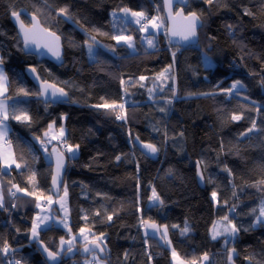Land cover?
<instances>
[{
	"label": "trees",
	"instance_id": "16d2710c",
	"mask_svg": "<svg viewBox=\"0 0 264 264\" xmlns=\"http://www.w3.org/2000/svg\"><path fill=\"white\" fill-rule=\"evenodd\" d=\"M125 8L151 17L160 11L165 31L155 49L131 23L126 32L135 35L134 52L112 39L117 35L112 12ZM13 11L26 24L24 11L36 15L61 36L62 65L23 51ZM185 11L197 13L202 27L198 45L180 48L168 41L161 0H0L9 112L15 106L31 117L30 123L9 117L8 141L21 168L6 170L0 162V248L5 242L10 246L7 254L0 252V264H48L37 243L59 252L61 239L69 236L52 226L31 240L37 201L54 196V151L68 162L63 188L71 230L88 227L90 240L103 234L102 263L175 264L174 249L189 263L207 253L208 264H264V223L256 225L264 201V0H190ZM88 42L98 43L93 60ZM29 66L66 91L69 100L45 103L26 75ZM236 81L242 87L226 92ZM21 88L29 95L20 94ZM105 103L114 107H96ZM122 114L126 119H117ZM234 114L242 119L233 120ZM63 117L68 146H79L76 157L64 152L58 139L43 144L49 125H62ZM253 121L256 129L249 132ZM135 140L155 145L157 158L142 153ZM198 165L206 187L186 207L178 199L188 190L186 173ZM153 189L177 200L152 204ZM208 207L209 224L203 228L201 215ZM224 217L239 229L229 244L209 231ZM158 228L166 246L152 237ZM84 244L60 252L58 264H85L79 252Z\"/></svg>",
	"mask_w": 264,
	"mask_h": 264
},
{
	"label": "snow or ice",
	"instance_id": "6c2138e0",
	"mask_svg": "<svg viewBox=\"0 0 264 264\" xmlns=\"http://www.w3.org/2000/svg\"><path fill=\"white\" fill-rule=\"evenodd\" d=\"M180 2H184V0H180ZM209 2L211 3V0H209ZM164 4L165 7L168 9L169 12V18H172L171 15V10H172V5H173V0H164ZM121 11H123L126 16L125 19H127V13L131 12L130 9H122ZM60 13L64 14L65 16H68V10L67 8H62L59 10ZM248 14H251L250 12ZM131 15L133 17H136V23L140 24L142 20L147 21L148 24H151L152 28L155 29H159L162 26L163 21L160 20V18L158 17H147L146 14L144 12H131ZM176 15L178 16H182V10L180 12H178ZM12 16L16 18V20L20 23V31L23 34V41L25 44V47H27L30 43H37V34L38 33H43L45 30L41 29L39 26V22L36 18L35 15L32 16V28L29 29L24 25V22L22 20H20V13L13 11L12 12ZM113 16H115V13H113ZM183 19L187 22L185 25L184 30L181 33H177L176 31H172V35H181L182 39L184 40H189L193 37L196 36V28L198 25V22L200 20V17L197 15V13L195 12H191L189 13L188 16H184ZM148 24H144L142 27V31L147 30ZM121 34L120 35H115L112 37V39L116 40L117 44H120L121 42H123L124 44H126L128 47H133L132 44V40L133 38L131 36H125L123 35V29L120 30ZM49 35H53L54 34H49ZM105 35H107L105 33ZM57 41L59 40V37L55 38ZM94 39V38H93ZM148 44L149 46L154 47V43L153 40L148 39ZM46 47H49V50L53 52V55H55L58 59L60 57V51H59V46L57 44V46L55 47V49H53L51 46L49 45H45ZM37 47H39V44L37 43ZM91 44H89V51L91 52ZM173 56H175V53H173ZM3 58H0V65L3 64ZM32 71L34 72L35 69H32ZM167 71V70H166ZM161 75L163 76L164 74L161 73ZM7 76L4 73L3 69L0 68V140H3L7 137L8 134V126H7V121L9 120V117L11 116L12 119H15L17 121L20 122H31V117L28 116L27 112L25 110L22 109H17L15 106H13L12 112H9V104L7 102V97L5 96V93L7 91L6 88V82H7ZM141 80L145 79V77H140ZM123 82V81H122ZM238 86L242 87V84L240 81H236L232 84L231 88L226 89L225 91L228 93H231L233 91V89H237ZM51 88L52 92L51 95L53 97H56L57 94H59V96H66L67 94L64 92L63 89H57L55 87V85H50L47 84L46 82H43L41 84V92L39 93L40 95H47L48 93V89ZM20 94H23L24 96L29 95V92L23 88H21L20 90ZM96 107H104V108H113V105H108V104H103V105H97ZM120 107L122 108L123 105H120ZM161 111H163V109H161ZM17 112H19L20 114H17ZM233 120H240L242 119V115H233L231 117ZM117 119H124L123 116H117ZM53 125H49V128H52ZM254 129H256V122L253 121L252 122V127L250 129H248L249 132L253 131ZM45 135H47V133H45ZM64 132L63 129H61L60 131V136L63 137ZM77 148L79 147L78 145L76 146ZM144 147L146 149L149 150L150 153H156L158 151L157 147L153 144H145ZM68 152L70 153H74V149L69 146L68 147ZM117 159H120V157H117ZM0 162H2L4 164L5 167L10 168L12 166V164H15V166L17 168H21V164L16 163L15 159L12 158L11 155L6 154L2 149H0ZM64 167V157L62 153H58L57 155V166H56V173L55 175H53L52 180H53V184L57 185L59 178H60V173H61V169ZM35 173L33 172L30 179L34 180L35 179ZM262 184H264V181H261ZM22 191V189H20ZM31 194V193H30ZM215 193H213V197H215ZM66 198H67V187L65 186L64 188V196L61 198V207L64 208L65 210V214L67 215V209L65 207V203H66ZM46 199V202L51 205L53 203L52 198L51 197H47L44 198ZM152 199L154 200H159V196L157 195V193L155 192V189H153V196ZM0 207H2V203H0ZM37 207H41L40 204H37ZM43 211V209H41ZM255 211V210H253ZM261 217H264V202H262V206L260 208V216L257 217V222H262L261 221ZM111 216L108 217L109 220H111ZM50 219V217L48 216H37L32 223V228H31V234L33 238H38L39 237V232L41 230V226L45 225L46 221H48ZM225 220H228L227 217H224ZM63 223V221H62ZM143 223L145 224L146 227H150L155 229L157 226L155 223H148L147 221H143ZM229 224H231V221H228ZM65 227H67V224H65ZM70 231V229H69ZM188 231V228L185 227L183 229V233H186ZM225 232L231 233V234H235L239 231V229L236 227L235 224H231V227H226L224 229ZM86 229L81 228L79 230V235L81 237H83L85 244H84V252H88V251H95L96 249H99L100 252L104 251V248L101 247L100 241L103 239V234L100 235V237L93 239V240H89L88 236L85 235ZM164 235L166 236V228H165V233ZM219 235V233L214 232L213 233V239L216 238V236ZM76 237L73 236L71 240L65 241L63 238L61 239V248L63 249V246L65 244L68 245L67 247V251L71 252L72 251V246H73V240H75ZM41 243H43L41 241ZM170 243V241H169ZM89 245H93V248H90ZM10 250V246L7 244V242L4 243L3 247L0 248V252H3L4 254H7ZM44 251L47 253V257L48 260L54 262L58 261V257L60 256V252H54V251H50L47 247L44 248ZM173 258L174 259H178L177 254L175 252V250L173 249ZM94 259L98 260V257H94ZM203 260H208V255L207 253H205L203 255ZM229 259L231 260V255L229 256ZM15 264H21L20 261H16ZM180 264H184L183 261L180 262ZM191 264H196V262L193 260L191 262Z\"/></svg>",
	"mask_w": 264,
	"mask_h": 264
},
{
	"label": "rangeland",
	"instance_id": "374dc122",
	"mask_svg": "<svg viewBox=\"0 0 264 264\" xmlns=\"http://www.w3.org/2000/svg\"><path fill=\"white\" fill-rule=\"evenodd\" d=\"M131 12H134V11H131ZM131 12L127 13V19H125L126 14L123 11H121V10L112 12V23H113V27H114L117 35H120L121 34L120 30L123 29V35L131 36L133 38V40H132L133 47H129V48H130V50L132 52H134L135 51V35L134 34H127V32H126L128 30V28H129L128 27L129 23H131L134 28H136V29L138 28L140 30L139 32L141 34L142 42L145 43V45L149 49H155L156 46L158 45L159 35L165 31V27H164L165 24L162 23V26L159 29H155V28L151 27V24L147 23L148 24L147 30L142 31L141 30L142 29L141 25L137 24L135 22L136 21V17H133L131 15ZM113 13H115V16H113ZM155 17L160 18L158 15H156ZM160 20H162V19L160 18ZM139 26L141 28H139ZM166 29H167V27H166ZM148 39L153 40L154 47L149 46ZM89 44H91V46H92L91 47V52L89 51ZM120 44H124V43L121 42ZM97 46H98V43H96V42H88V44H87V52H88V56H89V58L91 60H93V58H94V53H95V49H96ZM0 68L3 69V66L0 65ZM238 87H240V86H238ZM6 88H7V82H6ZM5 96L7 97V91L5 93ZM0 98H3V97H0ZM7 102L9 104V99L8 98H7ZM120 116H124V114H122ZM6 123H7V126H8L7 137L9 138V133H10L11 126H10L9 120ZM51 125H53V127L52 128H48L44 132V138L46 139L45 143H43L44 145L51 144L54 141H56L58 138H60L61 137L60 136L61 129H63V132H64L63 137L67 133V129H66V126H65V117L62 118V125H59L56 122L51 123ZM45 133H47V135H45ZM7 137L5 139L1 140L2 142L4 141L3 143H5V144H7V140H6ZM9 146H11V145H9ZM71 147L75 151H74V153H70L69 152V155L70 156H74V157L78 156V154H79L78 148L74 147V146H71ZM11 153L13 154L12 151H11ZM6 168L9 169L8 167H6ZM186 178H187L186 180L188 181V184H189L188 190L178 200H180L182 205L188 207L190 205V202H189L190 197L193 196L196 192H200L201 188L197 184L196 171L195 170L187 172L186 173ZM63 196H64V188H63V190L60 192V194L58 196H51L53 203L51 205H49L48 209H44L43 208V202H45L46 200L43 201V200L40 199V200L37 201V204H40L41 207H37V204H36V206H35L36 207V214H35L34 219L38 215L39 216H48V217H50V219L48 221H46L45 225L41 226L40 232L45 230V229H47V228H50L52 226L62 227L66 231H68V233H69V236L67 238H63L65 241L71 240L72 237L75 236L76 239L73 240V245L80 244V242L81 243H85L83 237H81L79 235V231L75 233V232H73L71 230V227H70V223H71V219H70V205H69L68 192H67V198H66V203H65V207L67 209V215L65 214V210H64V208L61 207V203H60L61 198ZM175 200H177V198L159 196V200L152 199V204H155V203H167L168 204V203H170L172 201H175ZM212 200L214 201V203H216L217 202V196L215 195V197H213V195H212ZM261 206H262V204H261ZM41 209H43V211ZM209 216H210V210H209V207H208V208H206L204 210V212L201 215V221H202L203 226L205 228H207V226L209 224ZM62 221H63V223H62ZM228 221H230V220L229 219L225 220L224 218L217 219L216 221H214L210 225V228H209L211 237L213 238V233L216 232V233H219V235H217L215 239L221 238V237H225L226 238V244H229L231 241H233L235 239L237 233H235L233 235L231 233H228V232L224 231V229L226 227H231V224H234L232 221H231V224H229ZM261 221L262 222H259V223H264V217H261ZM259 223L256 221V225L259 224ZM65 224H67V227H65ZM69 229H70V231H69ZM84 229H86L85 235H87L89 240H90V238H92V231L88 227H84ZM162 231H163V234H164L165 233V229H163ZM40 232H39V235H40ZM165 237H167V232H166V236ZM37 239L38 238H33L32 234H31V240L32 241H35ZM102 241H104V238L102 239ZM67 247H68V245L65 244L63 246V249H62L61 248V244H60L59 252H63V250H65ZM98 256L99 255L97 253H93L90 258H94V257H98ZM90 258H86L87 260H85V261H89ZM96 261L98 263H102L99 259L96 260ZM196 264H199V262H196Z\"/></svg>",
	"mask_w": 264,
	"mask_h": 264
},
{
	"label": "water",
	"instance_id": "95a60500",
	"mask_svg": "<svg viewBox=\"0 0 264 264\" xmlns=\"http://www.w3.org/2000/svg\"><path fill=\"white\" fill-rule=\"evenodd\" d=\"M162 4H163V11H164V16L167 22V29H166V35L168 38V41L170 44L172 45H176L179 46L180 48H184V47H188V46H192V45H198L199 44V39H200V34L199 31L202 27V20L200 18L197 28H196V36L189 39V40H184L182 39L181 35L177 34V35H172V31H176L177 33H181L186 25V21L183 19L184 16H188L189 13H186L185 8H187V6L189 5L190 0H184V2H180V0H173V5H172V10H171V15L172 18H169V12L168 9L165 7L164 4V0H161ZM182 10V16H178L176 15L178 12H180ZM191 13V12H190ZM24 15H26L30 21V24H26L22 17L20 16V20H22L24 22V25L31 29L32 28V16L34 14H31L27 11L23 12ZM198 15V14H197ZM36 16V15H35ZM199 16V15H198ZM200 17V16H199ZM38 22H39V26L41 29L45 30L43 33H38L37 34V43L39 44V47H37V43H30L27 47H25L24 41H23V34L20 31V23L16 20L15 17L12 16L13 22L17 28L18 31V35L22 41V47H23V51L26 54H33L34 56H36L38 61H43V60H49L52 63L56 64V65H62L64 63V47H63V40L61 38L60 35H58L56 32L46 28L40 21V19L36 16ZM49 34H54L53 35H49ZM59 37V40L57 41L55 38ZM59 46V51H60V57L59 59L53 55V52L49 50V47H46L45 45H49L51 46L53 49H55V47ZM32 69H35L34 67H27L26 68V75L31 79V81L37 86L39 93L41 92V84L43 82H46L47 84L50 85H55L49 81L46 80H42L41 77L39 76L37 70L35 69V71L33 72ZM55 87L57 89H62L58 86L55 85ZM52 89L49 88L48 89V93L47 95H40V97L42 98V100L45 103H54V102H60V101H68L69 100V96L66 93V91H64L67 95L66 96H59V94H57L56 97H53L51 95ZM135 144L138 147V149L144 153L145 155L149 156L150 158H157L158 153H150L148 149H146L144 147V145L146 143H142L139 140H135ZM58 153L61 152H57L54 151L53 152V156H52V162H53V175H55L56 173V166H57V155ZM63 154V153H62ZM64 157V167L61 169V173H60V178L58 181L57 185L53 184V180L51 182V190H52V194L54 196H57L60 191L62 190L64 183H65V173H66V169H67V158L66 156L63 154ZM196 180H197V184L198 186L201 188V190H204L206 187V180L202 171V168L200 165H198L196 167ZM152 237H154L155 239H157L159 241V243L162 246H166L167 245V241L165 240L164 237H162L161 232H160V228H158V231L154 234H152ZM37 247L39 249V251L42 253V255L45 257V259L47 260L48 264H54V262L48 260L47 257V253L44 251V248L46 247L44 245V243H41V241H39L37 243ZM90 248H93V245H89ZM101 247H103L101 245ZM84 246H82L79 250L80 255L82 258H87L89 257L91 254L93 253H97L99 255V257L101 258H105V252H100L99 249H96L95 251H88V252H84L83 250ZM51 251V250H50ZM60 261V256L58 257V261L55 262V264H58Z\"/></svg>",
	"mask_w": 264,
	"mask_h": 264
},
{
	"label": "crops",
	"instance_id": "0c3cea01",
	"mask_svg": "<svg viewBox=\"0 0 264 264\" xmlns=\"http://www.w3.org/2000/svg\"><path fill=\"white\" fill-rule=\"evenodd\" d=\"M6 140H7V144L3 143L4 141L2 142V141L0 140V149H2L6 154L11 155L12 158L15 159L13 149L11 148V146H9L10 143H9V141H8V137H7ZM6 145H7V146H6ZM11 149H12V150H11ZM11 151L13 152V154L11 153ZM15 161H16V159H15ZM1 165H2V167H3L4 169H7V168L4 166V164H3L2 162H1ZM13 166H15V164H12L11 167H13ZM11 167H10V168H11ZM172 202H173V201H172ZM0 203H2V205H3V197H2L1 188H0ZM170 203H171V202H170ZM165 204H167V203H165ZM203 212H204V211H203ZM203 212H202V213H203ZM202 225H203V223H202ZM203 228H205V227L203 226ZM177 257H178V259H174V258H173V261H174L175 264H180L181 261H183L184 264H191V263H189V262H187V261L181 259L179 256H177ZM199 262H200L199 264H208V263H210V257L208 256V260H206V261L203 260V259H201ZM85 264H104V263H98L94 258H90L89 261H85Z\"/></svg>",
	"mask_w": 264,
	"mask_h": 264
},
{
	"label": "built area",
	"instance_id": "2783aa9c",
	"mask_svg": "<svg viewBox=\"0 0 264 264\" xmlns=\"http://www.w3.org/2000/svg\"><path fill=\"white\" fill-rule=\"evenodd\" d=\"M156 12H157V15L161 18V13H160V11L159 10H157L156 9ZM147 17H149V18H151V16H149V15H146ZM148 22L147 21H144V20H142L141 21V23H140V25H141V27H143V25L144 24H147ZM124 119H126V115L124 114ZM59 143H60V146L62 147V149H63V151L65 152V151H67V149H68V143H67V140H66V138L65 137H60L59 138ZM12 194L14 195V196H17L18 195V191H17V189L16 188H14L13 190H12ZM48 206H49V204L45 201V202H43V208L44 209H48Z\"/></svg>",
	"mask_w": 264,
	"mask_h": 264
},
{
	"label": "bare ground",
	"instance_id": "6f19581e",
	"mask_svg": "<svg viewBox=\"0 0 264 264\" xmlns=\"http://www.w3.org/2000/svg\"><path fill=\"white\" fill-rule=\"evenodd\" d=\"M58 195H59V194H58ZM91 255H92V254H91ZM91 255H90V256H91ZM87 258H88V257H87Z\"/></svg>",
	"mask_w": 264,
	"mask_h": 264
}]
</instances>
